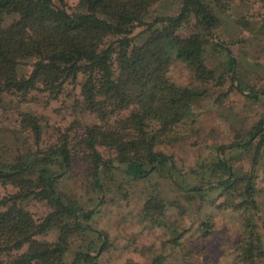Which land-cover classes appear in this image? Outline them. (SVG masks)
I'll return each instance as SVG.
<instances>
[{"label": "trees", "instance_id": "obj_1", "mask_svg": "<svg viewBox=\"0 0 264 264\" xmlns=\"http://www.w3.org/2000/svg\"><path fill=\"white\" fill-rule=\"evenodd\" d=\"M161 1L76 0L72 6L66 0H0V108L4 94L38 92L58 99L72 84L83 108L98 119L79 129L70 126L75 135L59 131L55 142L44 144L39 117L20 111L18 131L29 134L31 143L27 135L20 145L0 139V187H12L0 194V264H104L99 255L107 234L91 223L98 204L87 209L63 187L76 155L89 167L98 197L106 189V176L114 173L136 181L162 175L176 184L174 161L157 145L171 139L198 92L172 83L167 72L174 57L193 60L203 49L199 40L181 43L174 31L193 19L199 32L213 33L215 7L230 0H179L176 15L155 13L148 20L151 7ZM137 26L143 27L139 42L132 35ZM227 58L233 69L229 52ZM27 61L30 72H19ZM248 90L249 98L258 99L259 93ZM231 145L254 149L250 171L241 174L229 159L218 157L204 182L227 193L220 206L241 213L235 258L256 264L264 260V243L256 221L253 172L264 158V119ZM29 200L45 202L47 214L35 219L27 209ZM165 206L158 194L149 195L141 216L164 225ZM210 225L200 224L203 236ZM51 233L52 240L40 238ZM185 264L192 263L188 259Z\"/></svg>", "mask_w": 264, "mask_h": 264}, {"label": "rangeland", "instance_id": "obj_2", "mask_svg": "<svg viewBox=\"0 0 264 264\" xmlns=\"http://www.w3.org/2000/svg\"><path fill=\"white\" fill-rule=\"evenodd\" d=\"M66 1L72 6L76 2ZM178 1L162 0L155 4L148 20L155 13L176 15ZM215 15L217 27L211 34L199 32L193 19L183 21L174 31L181 43L199 40L203 49L193 60L174 57L167 72L172 83L198 92L192 99L191 113L173 130L171 139L157 145V150L174 161L176 184L162 175L136 181L114 173L106 176V189L98 197L90 184L89 167L78 155L74 157L63 187L87 209L98 204L91 223L107 234L106 248L99 255L101 263L185 264L189 259L192 264H244L235 258L241 213L220 206L227 193L211 189L204 180L211 178L209 164L218 157L229 159L241 174L250 171L254 149L247 151L231 144L264 119V2L230 0L217 5ZM142 29L134 28L135 42L143 38ZM228 52L235 60L233 69L228 64ZM31 69L30 61L18 68L23 73ZM240 82L246 90L239 88ZM248 88L259 93L258 99L247 96ZM20 111L39 117L44 144L55 142L59 131L75 135L68 130L72 125L79 129L98 122L95 115L83 108L79 92L72 84L58 99L38 92L25 97L4 94L0 108L1 140L20 145L27 135L31 143L29 134L18 131ZM14 134L19 136L17 140ZM253 181L256 221L264 243V158L254 166ZM190 187L198 188L199 193ZM10 191L12 187H0V194ZM152 194L166 201L164 225H153L141 216L142 206ZM26 205L37 220L48 212L42 201L29 200ZM204 220L211 224L206 236L199 230ZM40 238L52 240L54 234ZM175 240L180 245L176 246ZM74 247L75 244L71 246ZM256 264H264V260Z\"/></svg>", "mask_w": 264, "mask_h": 264}]
</instances>
